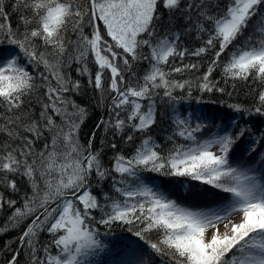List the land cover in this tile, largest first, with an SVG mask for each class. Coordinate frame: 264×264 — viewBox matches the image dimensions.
Instances as JSON below:
<instances>
[{
  "label": "snow or ice",
  "instance_id": "6c2138e0",
  "mask_svg": "<svg viewBox=\"0 0 264 264\" xmlns=\"http://www.w3.org/2000/svg\"><path fill=\"white\" fill-rule=\"evenodd\" d=\"M0 45V264H264V0H0Z\"/></svg>",
  "mask_w": 264,
  "mask_h": 264
},
{
  "label": "trees",
  "instance_id": "16d2710c",
  "mask_svg": "<svg viewBox=\"0 0 264 264\" xmlns=\"http://www.w3.org/2000/svg\"><path fill=\"white\" fill-rule=\"evenodd\" d=\"M186 43H191V42L188 41ZM10 53L14 54L12 46L0 45V57H9ZM185 62H189V61H185ZM190 62L196 63L198 61L196 59H192ZM144 67L145 66L141 65L138 71L143 72ZM75 75L76 73L73 72V76ZM245 90L246 89L244 85H238L237 94H234L232 99H229L227 96H221L218 93H205V94L193 93V95H202V99L199 101L185 100L182 103L186 108H188L189 111H191L192 109H198L199 112H202L203 114L207 115L209 118H227L231 116V113L229 110H227L224 107L221 101L228 100L229 103L243 101ZM91 96L92 93L91 91H89L88 96H85L81 99V103L84 104L85 106H88V117L85 120L81 131V138L82 140L85 141L89 138L90 133L93 130H95L96 124L100 121V119L103 117L104 112L106 111V109L103 106L100 107L93 106L95 104V101L91 99ZM104 103H107V100H105ZM170 111L171 109L164 102H158V117H157L158 123L152 130L154 136L163 137L164 135H166L165 130L168 127V119H169ZM253 123L257 126H260L261 118H253ZM105 136L108 137L109 141L111 140L110 133L106 134L103 132V130L98 131L96 144L99 145L100 141ZM118 146L126 147L122 144H118ZM111 155L112 153L110 151L107 152L106 158ZM145 176L150 177L157 184H159L163 190L169 192L171 194V198L181 199V200H195L202 198V194H198L197 191L193 190L191 187V183H195V182L190 183L185 178L162 177L155 173H150V174L146 173ZM110 184L111 181H107L104 184L103 188L99 189V191H108ZM196 187L199 188V185H197ZM6 215L7 214L5 213H0V224L3 223V218ZM121 232L122 230L119 227H116L115 234L119 235L121 234ZM18 235H19L18 231H9L8 233L0 235V244L12 240ZM46 239H48L47 236H41V240H46Z\"/></svg>",
  "mask_w": 264,
  "mask_h": 264
},
{
  "label": "water",
  "instance_id": "95a60500",
  "mask_svg": "<svg viewBox=\"0 0 264 264\" xmlns=\"http://www.w3.org/2000/svg\"><path fill=\"white\" fill-rule=\"evenodd\" d=\"M105 113H106V111L104 112L103 117H104Z\"/></svg>",
  "mask_w": 264,
  "mask_h": 264
}]
</instances>
